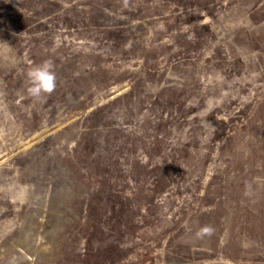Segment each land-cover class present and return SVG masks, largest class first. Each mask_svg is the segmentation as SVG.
Instances as JSON below:
<instances>
[{
    "label": "rangeland",
    "instance_id": "obj_1",
    "mask_svg": "<svg viewBox=\"0 0 264 264\" xmlns=\"http://www.w3.org/2000/svg\"><path fill=\"white\" fill-rule=\"evenodd\" d=\"M0 264H264V0H0Z\"/></svg>",
    "mask_w": 264,
    "mask_h": 264
},
{
    "label": "clouds",
    "instance_id": "obj_2",
    "mask_svg": "<svg viewBox=\"0 0 264 264\" xmlns=\"http://www.w3.org/2000/svg\"><path fill=\"white\" fill-rule=\"evenodd\" d=\"M28 94L33 98H39L43 94H51L55 91L57 86V78L50 61H45L42 64L32 68L27 73ZM210 228H203L198 235L210 234Z\"/></svg>",
    "mask_w": 264,
    "mask_h": 264
}]
</instances>
